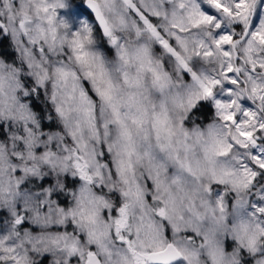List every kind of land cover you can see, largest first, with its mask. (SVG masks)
<instances>
[{
	"label": "clouds",
	"instance_id": "clouds-1",
	"mask_svg": "<svg viewBox=\"0 0 264 264\" xmlns=\"http://www.w3.org/2000/svg\"><path fill=\"white\" fill-rule=\"evenodd\" d=\"M0 264H264V0H0Z\"/></svg>",
	"mask_w": 264,
	"mask_h": 264
},
{
	"label": "trees",
	"instance_id": "trees-1",
	"mask_svg": "<svg viewBox=\"0 0 264 264\" xmlns=\"http://www.w3.org/2000/svg\"><path fill=\"white\" fill-rule=\"evenodd\" d=\"M5 54H6V55H9V56L11 55L10 53H7V52H5ZM35 107H37V108L39 109V105H38V104L35 105ZM204 112H205V113H208V112H210V109H209V108H205V109H204Z\"/></svg>",
	"mask_w": 264,
	"mask_h": 264
},
{
	"label": "rangeland",
	"instance_id": "rangeland-1",
	"mask_svg": "<svg viewBox=\"0 0 264 264\" xmlns=\"http://www.w3.org/2000/svg\"><path fill=\"white\" fill-rule=\"evenodd\" d=\"M108 51H109V54H111V50L109 49Z\"/></svg>",
	"mask_w": 264,
	"mask_h": 264
}]
</instances>
